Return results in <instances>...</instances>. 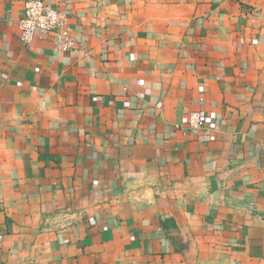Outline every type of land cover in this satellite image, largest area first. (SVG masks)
I'll return each mask as SVG.
<instances>
[{"label": "crops", "instance_id": "1", "mask_svg": "<svg viewBox=\"0 0 264 264\" xmlns=\"http://www.w3.org/2000/svg\"><path fill=\"white\" fill-rule=\"evenodd\" d=\"M44 1L66 54L0 0V264H264V0Z\"/></svg>", "mask_w": 264, "mask_h": 264}, {"label": "built area", "instance_id": "2", "mask_svg": "<svg viewBox=\"0 0 264 264\" xmlns=\"http://www.w3.org/2000/svg\"><path fill=\"white\" fill-rule=\"evenodd\" d=\"M17 29L19 41L25 47L32 46L41 34L51 36L53 49L57 53L66 54L77 44L74 29L65 13L44 0H25ZM198 92L202 94V90L198 89ZM159 106L160 104L157 107ZM221 121L215 112L206 113L197 109L183 115L174 129L194 134L216 132ZM88 222L93 224L94 220L89 218Z\"/></svg>", "mask_w": 264, "mask_h": 264}]
</instances>
